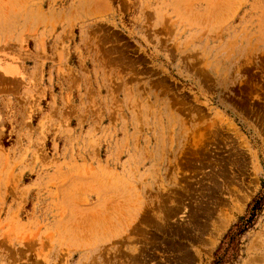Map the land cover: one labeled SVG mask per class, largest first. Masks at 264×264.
Wrapping results in <instances>:
<instances>
[{
    "label": "rangeland",
    "instance_id": "1",
    "mask_svg": "<svg viewBox=\"0 0 264 264\" xmlns=\"http://www.w3.org/2000/svg\"><path fill=\"white\" fill-rule=\"evenodd\" d=\"M264 0H0V264H264Z\"/></svg>",
    "mask_w": 264,
    "mask_h": 264
},
{
    "label": "trees",
    "instance_id": "2",
    "mask_svg": "<svg viewBox=\"0 0 264 264\" xmlns=\"http://www.w3.org/2000/svg\"><path fill=\"white\" fill-rule=\"evenodd\" d=\"M264 208V183L262 184V190L255 196L251 202L248 204L246 213L243 217L240 218L238 223L235 225L238 227L240 232L245 231L249 228L254 220L261 213Z\"/></svg>",
    "mask_w": 264,
    "mask_h": 264
}]
</instances>
